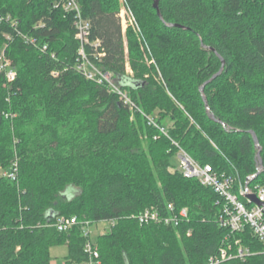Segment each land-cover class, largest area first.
<instances>
[{
	"label": "trees",
	"instance_id": "obj_1",
	"mask_svg": "<svg viewBox=\"0 0 264 264\" xmlns=\"http://www.w3.org/2000/svg\"><path fill=\"white\" fill-rule=\"evenodd\" d=\"M76 2L90 27L87 59L167 137L76 70L74 16L62 0H0V53L16 71L11 84L0 74V167L12 161L13 137L21 147L17 180L0 178V264H50L56 245L67 247V264L88 263L80 227L51 226L63 215L114 222L93 242L98 264H206L227 245L253 256L224 264H264V247L247 228L219 225V197L170 164L182 150L232 177L235 194L246 182L264 186V0H158L161 18L154 0H123L157 68L144 63L135 30L124 38L119 0ZM251 132L262 168L248 180L258 168ZM71 186L78 196H66ZM167 203L187 208L188 220L172 228L130 218Z\"/></svg>",
	"mask_w": 264,
	"mask_h": 264
},
{
	"label": "built area",
	"instance_id": "obj_2",
	"mask_svg": "<svg viewBox=\"0 0 264 264\" xmlns=\"http://www.w3.org/2000/svg\"><path fill=\"white\" fill-rule=\"evenodd\" d=\"M63 9L65 12L72 13L74 16L73 27L75 29V39L79 42L78 55L76 62V70L83 75L87 80H90L98 85H106L108 90L117 95L120 102L129 108L132 115L139 114L142 116L148 127L155 128L162 136L167 137V132L164 128L159 127L155 120L146 115L139 106L129 97V95L121 90L113 80V77L108 72L96 68L85 55V46L88 44L90 27L81 16V11L76 0H62ZM122 23L127 21L132 24V13L123 8L118 14ZM125 16V17H124ZM34 43V41H31ZM46 47L43 48L45 50ZM0 74H3L6 84H11L16 79V71L12 67L11 61L6 57L5 52L0 53ZM14 117V115L6 114V118ZM159 135L154 136L157 140ZM179 168L178 172L186 179H195L198 183L211 189L220 199L222 203L221 215L219 217V225L222 228H228L232 233H240L247 228L252 236L264 247V186H257L250 189L248 185L243 184L238 187V194L233 192L234 179L225 174L214 172L208 164L201 165L192 160L182 150L178 153ZM18 165L13 162L8 177L17 180ZM249 180H252L250 177ZM254 195L257 200L262 203V206H257L247 196ZM243 197L244 202L239 199ZM218 204V202L216 203ZM139 225H157L165 227H178L182 222L188 220L187 208H176L173 204H164L162 207H151L145 209L137 216H132ZM110 227H114V222H108ZM59 233H68L74 227L79 226L81 234L87 239L84 245V253L88 256V264H98V252L91 241L90 221H79L75 216L64 217L59 216L51 225ZM252 255L248 250L238 248L236 254H233L232 245H227L219 249L218 253L211 256L206 264H224L233 259H244Z\"/></svg>",
	"mask_w": 264,
	"mask_h": 264
},
{
	"label": "rangeland",
	"instance_id": "obj_3",
	"mask_svg": "<svg viewBox=\"0 0 264 264\" xmlns=\"http://www.w3.org/2000/svg\"><path fill=\"white\" fill-rule=\"evenodd\" d=\"M119 3H120V9H119V12H120L125 7L123 6V0H119ZM128 28H131V29L135 30V32H137L138 35H140L139 36V38H140V41H139L140 42V50H141L142 55H143V61H144V63L147 66H154V67L157 68L156 61L153 58V56L150 54V49L148 48L146 41L143 39V37L141 35V31H140V29L138 27V24L135 21L134 16H133L132 24H130L127 21V18H126L124 24L122 23V31H123V34H124V38H125L126 31H127ZM127 54L128 53H127L126 43H125L124 72H125V74L132 76L133 75V71L131 69L130 61H129V58H128V55ZM158 78L161 79L160 73H158ZM4 86L5 85H3V87ZM235 88L239 90V88L237 86ZM137 101H139L138 98H137ZM7 112H9V111H7ZM6 113L3 114L4 119H8V118H6ZM77 115L80 117V118L77 117L79 119L84 118V114L83 113H78ZM33 131H35V129H30V132L31 133ZM12 139H13V151H14V155H13L12 161L9 162V164H8L7 167H4V168H1L0 167V178H7V175L9 173L10 169H11V166H12V162L19 161L20 160L19 152L21 150V147L18 146L19 141H18V139L16 137H13ZM170 164H171V167L173 168L174 171H178V168H179V159H178V156L177 155L170 158ZM170 172H172V171L170 170ZM260 172H261V170H260ZM80 192H81L80 187L71 186V187H69L66 190V193L65 194H66L67 197L71 198V197H74V196L75 197L78 196L80 194ZM64 217H66V216H64ZM130 218H132V217H130ZM110 229H111L110 224L108 222H105V221L98 222V223L93 224L92 227H91V229H90V231H91V241L92 242H95L96 241V238L98 236H102V235L108 233L110 231ZM238 243H239L238 240H236L234 242L235 247H238L239 246ZM66 256H67V247L65 245H56V246H53L50 249V264H67V262H66ZM252 256H253V254H252ZM83 264H88V263L85 262Z\"/></svg>",
	"mask_w": 264,
	"mask_h": 264
},
{
	"label": "water",
	"instance_id": "obj_4",
	"mask_svg": "<svg viewBox=\"0 0 264 264\" xmlns=\"http://www.w3.org/2000/svg\"><path fill=\"white\" fill-rule=\"evenodd\" d=\"M153 8L157 11V14H158L159 18H161L160 14H159V10H158V0H154ZM170 27H176V26H170ZM221 62H222V68H223L224 62L223 61H221ZM220 72H221V70L215 76H213L210 80H208L205 84H203L200 87L201 94L203 93L204 86L207 83H209L210 81H212L213 79H215L220 74ZM211 119L214 120L213 116H211ZM251 135H252L255 147L258 149V153L256 154V157L258 158V168H257L256 173L250 177L251 179H254L259 174V172H260V170L262 168V162H261L260 153H259L260 152L259 142H258V140H257V138H256V136H255V134L253 132H251ZM246 185H248V182H246ZM247 198L250 199L252 201V203H254L257 206H262L263 205L262 203H260L257 200V198L254 195L247 196Z\"/></svg>",
	"mask_w": 264,
	"mask_h": 264
}]
</instances>
